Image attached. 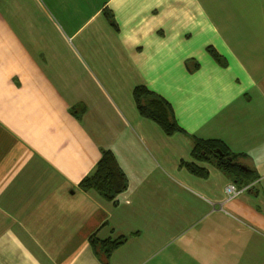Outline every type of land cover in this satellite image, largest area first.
Masks as SVG:
<instances>
[{"label":"crops","instance_id":"1","mask_svg":"<svg viewBox=\"0 0 264 264\" xmlns=\"http://www.w3.org/2000/svg\"><path fill=\"white\" fill-rule=\"evenodd\" d=\"M254 7L0 0V264H264V22ZM205 55L211 65H193ZM137 86L167 98L187 132L238 154L252 186L228 200L232 177L194 160L185 133L141 115ZM103 149L128 179L114 199L80 185ZM124 236L104 263L93 240Z\"/></svg>","mask_w":264,"mask_h":264},{"label":"trees","instance_id":"2","mask_svg":"<svg viewBox=\"0 0 264 264\" xmlns=\"http://www.w3.org/2000/svg\"><path fill=\"white\" fill-rule=\"evenodd\" d=\"M109 20L115 27L117 26L113 14H109ZM208 51L218 63L226 64L222 54L213 46L208 47ZM134 97L141 115L157 122L167 134L182 132L191 138L194 160L215 164L229 174L233 181L239 184L238 186L251 184L255 180L251 169L240 163L237 159L238 154L231 151L224 142L216 139L199 138L187 132L179 124L173 105L167 98L147 86H137L134 90ZM219 150L222 153H219ZM185 164L189 170L197 175L205 177L208 174V171L197 165L195 161H188ZM80 185L83 189L95 188L104 197L114 199L127 188L128 179L119 165L115 153L110 149H103L96 169L92 174L83 178ZM125 240V236L117 240L101 241L99 244L93 240L94 250L101 260L107 263L112 251Z\"/></svg>","mask_w":264,"mask_h":264},{"label":"rangeland","instance_id":"3","mask_svg":"<svg viewBox=\"0 0 264 264\" xmlns=\"http://www.w3.org/2000/svg\"><path fill=\"white\" fill-rule=\"evenodd\" d=\"M250 5H254L255 7V12L257 15H259V22L262 23L264 22V0H249ZM209 38H210V44L209 45H213L215 47H217L220 51H223L225 48L224 46L218 42V37L215 36V33L213 34L210 29H209ZM208 54V53H207ZM209 56V55H208ZM223 56V60L225 61L226 65L228 64V62H231L230 60H228V57L225 54H222ZM195 60L193 65H195V63L199 60L201 63H203V65L205 67L211 65V60L210 57H207V55H205V58H200V59H193ZM192 60V61H193ZM233 62L235 63L236 66H238V61H236L233 58ZM244 81V80H243Z\"/></svg>","mask_w":264,"mask_h":264},{"label":"built area","instance_id":"4","mask_svg":"<svg viewBox=\"0 0 264 264\" xmlns=\"http://www.w3.org/2000/svg\"><path fill=\"white\" fill-rule=\"evenodd\" d=\"M252 185L247 184L245 186H238L237 184L231 182L226 187V193L228 195V200L234 199L246 190H248Z\"/></svg>","mask_w":264,"mask_h":264},{"label":"water","instance_id":"5","mask_svg":"<svg viewBox=\"0 0 264 264\" xmlns=\"http://www.w3.org/2000/svg\"><path fill=\"white\" fill-rule=\"evenodd\" d=\"M219 153H222V151H221V150H219Z\"/></svg>","mask_w":264,"mask_h":264}]
</instances>
